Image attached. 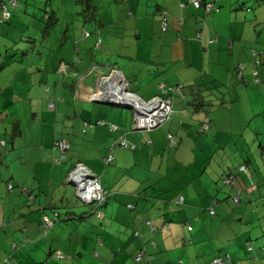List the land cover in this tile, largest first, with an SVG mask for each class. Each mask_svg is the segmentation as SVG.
<instances>
[{
	"label": "crops",
	"instance_id": "crops-1",
	"mask_svg": "<svg viewBox=\"0 0 264 264\" xmlns=\"http://www.w3.org/2000/svg\"><path fill=\"white\" fill-rule=\"evenodd\" d=\"M210 1L220 10L206 25L189 0H17L6 18L0 8V264H133L140 247L152 256L140 264H264V0ZM92 45L143 98L160 83L182 86L162 126L133 130L129 107L88 99L96 79L87 75L78 97L75 79L56 80L62 63L79 74L97 60ZM235 110L253 119L235 125ZM203 122L209 128L197 131ZM121 137L134 147L119 148ZM57 139L69 143L64 155ZM200 155V168H177ZM76 162L108 193L93 208L105 216L103 234H84L87 204L66 186ZM245 162L249 173L238 169ZM227 173L235 183L222 181Z\"/></svg>",
	"mask_w": 264,
	"mask_h": 264
},
{
	"label": "built area",
	"instance_id": "built-area-1",
	"mask_svg": "<svg viewBox=\"0 0 264 264\" xmlns=\"http://www.w3.org/2000/svg\"><path fill=\"white\" fill-rule=\"evenodd\" d=\"M2 1V0H1ZM198 4V0H193ZM9 3L15 4V0H8ZM9 11L6 6L2 5V16L4 18L9 16ZM163 25L165 23L163 22ZM85 35L88 34L84 31ZM93 66L102 67L104 65L93 64ZM106 68V66H104ZM67 65L62 63L59 66V71L66 72ZM91 71V70H90ZM107 73H101L98 77L101 78L100 82L96 84V88H91L88 94L89 100H109L118 104H125L132 108V129L133 130H150L161 125L171 114L173 108L174 97L181 93V88L178 85L167 86L164 83L160 84L161 94L155 95L152 98L145 99L130 89L129 81L124 76L123 72L116 67L110 66ZM256 73V72H255ZM83 78L79 77L76 83L75 93L79 91L78 82ZM137 98V99H136ZM53 104L50 103V107ZM208 128V123L203 122L197 131L202 132ZM170 144H174L173 136L171 133L167 134ZM4 144V140H0ZM119 145L123 147L133 148L134 144L128 142L125 137H121L118 141ZM112 145L108 150V155L104 158L107 164L114 162ZM54 148L60 150L62 155L69 149V143L65 139L55 140ZM240 170H246L242 165ZM66 181L72 182L76 186V195L84 202H96L101 204L107 197L106 191L101 186L99 176L94 173L88 166L82 162H76L73 168L68 172ZM235 178L233 175L224 178L225 183L233 184ZM240 194L237 193L233 196L234 202L239 201ZM182 200V198H180ZM213 213V209L210 208ZM57 214V213H55ZM99 216V212H97ZM53 223V220H45L42 227L47 229ZM251 248V247H249ZM142 254V253H141ZM141 254L136 255V260H139ZM5 264H18L11 256L6 257L3 261ZM213 263L223 264V261L218 257L214 258Z\"/></svg>",
	"mask_w": 264,
	"mask_h": 264
},
{
	"label": "rangeland",
	"instance_id": "rangeland-1",
	"mask_svg": "<svg viewBox=\"0 0 264 264\" xmlns=\"http://www.w3.org/2000/svg\"><path fill=\"white\" fill-rule=\"evenodd\" d=\"M108 13V12H107ZM117 17V16H116ZM53 34V33H52ZM93 46V50H92V52H93V54L95 55V56H97L98 58H97V60H93V61H91L90 63H89V65L87 66V68H86V70L83 72V70L81 71V70H78L80 73L79 74H77V73H74L73 74V72H64V73H62L61 74V72L59 71V70H57V72H59L60 74H58L57 73V77H56V80L58 81V80H62V77L63 78H66V80H68V81H71L72 82V79H75V81L74 82H76L77 80H78V78L79 77H81V76H83V75H87L86 77H87V83H94V79H96V83L95 84H98V82H100V80H101V78L100 77H98L99 76V74H101L102 73V71H100L99 72V66H93V64H97V65H104V66H106V70H109V68H110V66H113L110 62H108L107 60H100V59H104V58H102L101 56H103L104 54H103V50L100 48H98V47H94V45H92ZM125 51H127L128 50V48H123ZM79 59V58H78ZM105 61V62H104ZM114 60H112V62H113ZM79 66V65H78ZM120 66L121 67H127V63H124V64H120ZM113 67H116V66H113ZM117 68V67H116ZM119 69V68H118ZM91 70V71H90ZM119 70H121V69H119ZM53 72L55 71V70H52ZM121 71H123V70H121ZM108 71H106L105 73H107ZM85 73V74H84ZM99 73V74H98ZM96 74H98V76L96 77ZM66 75V76H65ZM83 79V78H82ZM93 80V81H92ZM81 81V80H80ZM80 81L78 82V84H80ZM49 86H53V83H50V85ZM79 87V86H78ZM97 86L95 85L94 86V88H96ZM79 94H80V92L78 91V92H76L75 93V96L76 97H78L79 96ZM245 102H246V104L248 103L247 102V100L245 99V96H243V101H242V103L243 104H245ZM240 103V102H239ZM242 103H240V104H242ZM104 105V104H103ZM106 105H108V104H106ZM108 106H112V107H114V108H120L119 106H113V105H108ZM220 107H222V106H220ZM126 108V107H125ZM124 108V109H125ZM123 109V110H124ZM128 112H130L131 111V113L130 114H132V110L131 109H126ZM238 113H239V111H237V110H235L234 111V119H235V125L237 124L238 126H243V125H245L246 124V122H248V121H250V120H252L253 119V116H254V114H252L251 113V111L250 110H246V112H245V116H243L242 114H240V117L238 116ZM218 123H220V122H216V124H218ZM216 127H218L217 129H221L222 130V132L224 133L225 132V130L227 129V127H225V126H222V127H220V125L219 126H215V125H213V128L215 129ZM220 127V128H219ZM135 132H137V131H135ZM131 143V142H130ZM119 148H121V149H126V148H128V147H123V146H120ZM129 149V148H128ZM203 156L202 155H200L199 156V159L197 158L196 160H192V162H190V160H185V163L183 164V162H179L178 161V163H177V168H179V170H181V171H184V170H186L187 172H191V171H194L195 169H197V168H200V165H201V163H204V162H206V160L204 159V157L202 158ZM188 159V158H187ZM205 168H208L209 166L208 165H205L204 166ZM203 167V168H204ZM187 176H189V175H187ZM189 177H191V176H189ZM66 186H69L70 188H72V190H71V192H72V195L75 193V195H76V188L75 187H73L72 185H69V184H67ZM73 188H75L74 189V192H73ZM75 195H73V198L74 199H78L79 201H81V202H83L80 198H78V197H76ZM230 203L232 204V202L230 201ZM96 206V204H87V208H86V211L89 213V215H87V217L85 218V219H87V223H86V227H87V233H84V234H103V231H102V224H104V219H105V216H104V218L102 219H100L99 217H97L96 215H95V213H93V208ZM102 207V206H101ZM100 207V210L102 211V208ZM103 212V211H102ZM104 213V212H103ZM202 214V216H201V219H202V221H204L206 224H208L209 222H210V220H211V218H213V215H210V214H207V213H201ZM65 224V223H64ZM97 245L96 244H91V247H90V251H96L97 250ZM91 254H93L92 252H91ZM92 263V262H91ZM132 263L133 264H139V263H136L135 261H132Z\"/></svg>",
	"mask_w": 264,
	"mask_h": 264
},
{
	"label": "trees",
	"instance_id": "trees-1",
	"mask_svg": "<svg viewBox=\"0 0 264 264\" xmlns=\"http://www.w3.org/2000/svg\"><path fill=\"white\" fill-rule=\"evenodd\" d=\"M16 2H15V4H11V3H9L8 2V0H0V8H2V5L4 4L5 6H6V8H7V10L9 11V13H10V10H9V6L10 5H12V6H14V5H16V3H17V0H15ZM189 2L193 5V7L196 9V10H201L202 11V14L201 15H197L196 16V19L201 23V24H203V25H206V20H205V18L206 17H208V16H210L212 13H216V12H218L219 10H220V6H218V5H216L213 1H210V0H198V4H196L193 0H189ZM179 6H180V8H183L184 6H186V3H184V2H179ZM87 7H90L88 4H87ZM46 14H48V17L50 16V11H47L46 12ZM163 15H162V22H164L165 23V25L164 26H166V24H167V17H168V15H167V11L165 10V11H163V13H162ZM84 31H87L88 32V34L87 35H85V33H84ZM92 32L91 31H89L87 28L86 29H83V36L84 37H86V36H88V35H90ZM95 33L97 34V36L98 35H100L99 34V31H95ZM195 36L198 38V39H201L202 38V34H201V30L199 29V30H197L196 31V33H195ZM254 54H256V52L254 53ZM257 58V57H256ZM256 62H257V59H256ZM66 64V63H65ZM67 65H68V63H67ZM60 66V65H59ZM59 68H57V70H58ZM256 72V73H255ZM61 73H63V72H61ZM237 74L239 75V76H241V73H240V71H238L237 72ZM258 75V72L257 71H254V81L255 82H259L260 80H259V77L257 76ZM161 84V83H160ZM160 84H159V94H156V95H162L161 94V88H160ZM165 84V83H164ZM177 85V84H176ZM180 88H181V93L180 94H177V95H180V96H184V91H183V89H182V86H180V85H178ZM177 95H175V97L177 96ZM155 96V95H154ZM142 97V96H141ZM153 96H151V97H149V98H152ZM174 97V98H175ZM149 98H145V99H149ZM170 117V116H169ZM168 117V118H169ZM167 118V119H168ZM167 119L161 124V125H159V126H157V127H160V126H162L166 121H167ZM208 123V128H209V122H207ZM202 124V123H201ZM203 131H205V130H203ZM242 165H244L245 167H246V170H241V171H244V172H246V173H249V168H248V164H247V162H245V163H242V164H240L239 166H238V169H239V167H241ZM230 175H233L234 176V178L236 177L235 176V174L234 173H227V174H225L223 177H222V181L224 182V178H226L227 176H230ZM234 183H235V181H234ZM227 184H229V183H227ZM238 193V192H237ZM236 193V194H237ZM235 194H233V196H234ZM180 198H182V200L180 199ZM180 198H179V200H178V202L179 203H183V197H181L180 196ZM239 199H240V197H239ZM214 204H211V206L210 207H208V208H206V210H207V212L210 214V215H212V214H214L215 213V210H214V206H213ZM210 208H212L213 209V213H211L210 212ZM149 225H151V224H149ZM142 234H136V236H141ZM149 241H151V242H154V244L156 243V241L153 239V236L152 237H150V240ZM142 253V254H141ZM138 254H141V257H140V259L139 260H136L135 258H136V255H138ZM148 257V258H152V256H151V254H148L147 253V251H146V248H142V247H140L137 251H136V253L134 254V256H133V258H134V261L136 262V263H142L143 261H144V257ZM228 256H226V258H227ZM218 258V257H217ZM220 258V257H219ZM222 261H223V264H225L226 263V259H222V258H220ZM162 264H168V263H162ZM215 264V263H214Z\"/></svg>",
	"mask_w": 264,
	"mask_h": 264
},
{
	"label": "clouds",
	"instance_id": "clouds-1",
	"mask_svg": "<svg viewBox=\"0 0 264 264\" xmlns=\"http://www.w3.org/2000/svg\"><path fill=\"white\" fill-rule=\"evenodd\" d=\"M137 94H138V93H137ZM93 101H95V100H93ZM130 109H132V108L130 107ZM74 165H75V164H74ZM72 168H73V167H72ZM72 168H71V169H72ZM71 169H70V170H71ZM70 170H69V171H70ZM69 171H68V172H69ZM67 174H68V173H67ZM66 176H67V175H66ZM67 182H68V181H67ZM68 183L73 184L72 182H68ZM73 185H74V184H73ZM74 187L76 188L75 185H74ZM103 189H104V188H103ZM104 190H105V189H104ZM105 191H106V190H105ZM106 193H107V191H106ZM107 196H108V193H107ZM76 197H78V196L76 195ZM78 198H79V197H78ZM83 202H84V201H83ZM84 203H86V202H84ZM86 204H96V206L100 205V204H98V203H96V202H89V203H86ZM101 204H103V202H102ZM96 208H97V207H96ZM93 210H94V212L96 213V210H97V209H93Z\"/></svg>",
	"mask_w": 264,
	"mask_h": 264
},
{
	"label": "water",
	"instance_id": "water-1",
	"mask_svg": "<svg viewBox=\"0 0 264 264\" xmlns=\"http://www.w3.org/2000/svg\"><path fill=\"white\" fill-rule=\"evenodd\" d=\"M95 101L103 102V103H107V104H112V105L123 106V107H129V106L125 105V104H118V103H114V102L109 101V100H95Z\"/></svg>",
	"mask_w": 264,
	"mask_h": 264
},
{
	"label": "bare ground",
	"instance_id": "bare-ground-1",
	"mask_svg": "<svg viewBox=\"0 0 264 264\" xmlns=\"http://www.w3.org/2000/svg\"><path fill=\"white\" fill-rule=\"evenodd\" d=\"M137 99V98H136Z\"/></svg>",
	"mask_w": 264,
	"mask_h": 264
}]
</instances>
